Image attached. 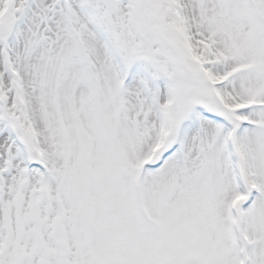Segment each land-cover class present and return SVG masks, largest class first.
I'll list each match as a JSON object with an SVG mask.
<instances>
[{
  "label": "snow or ice",
  "instance_id": "6c2138e0",
  "mask_svg": "<svg viewBox=\"0 0 264 264\" xmlns=\"http://www.w3.org/2000/svg\"><path fill=\"white\" fill-rule=\"evenodd\" d=\"M0 264H264V0H0Z\"/></svg>",
  "mask_w": 264,
  "mask_h": 264
}]
</instances>
